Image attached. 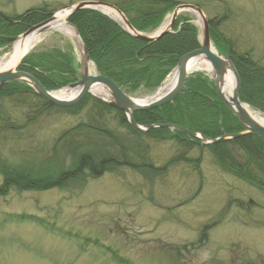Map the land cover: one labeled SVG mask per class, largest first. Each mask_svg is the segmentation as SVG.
Returning <instances> with one entry per match:
<instances>
[{
    "label": "rangeland",
    "instance_id": "rangeland-1",
    "mask_svg": "<svg viewBox=\"0 0 264 264\" xmlns=\"http://www.w3.org/2000/svg\"><path fill=\"white\" fill-rule=\"evenodd\" d=\"M80 1L91 0H0V12L13 17L44 5L57 12ZM175 1L198 6L208 26L219 25L235 53L264 68V0ZM171 12L148 33L156 32ZM179 15L197 28L202 42L203 24L196 14ZM212 46L217 50L213 42ZM10 48L0 46V57ZM53 50L73 54L80 69L82 50L76 36L54 29L41 33L24 58ZM197 73L212 80V72L206 71L188 77ZM160 85L151 92L127 95L142 100ZM0 101V116L8 118L0 120V164L37 175L57 173L70 164L73 153L68 144L74 142L72 146L81 151L89 139L88 149L97 159L113 156L126 164L97 178L69 181L62 189H11L0 195V264H264V195L219 168L204 147L181 156L182 144L128 136L109 115L102 127L111 129L112 141L103 132L77 129L83 114H65L56 106L42 109L39 101L32 106ZM54 145L57 150L52 154ZM169 160L173 161L167 167ZM20 216L33 217L30 221ZM39 218L44 222H36Z\"/></svg>",
    "mask_w": 264,
    "mask_h": 264
},
{
    "label": "trees",
    "instance_id": "trees-1",
    "mask_svg": "<svg viewBox=\"0 0 264 264\" xmlns=\"http://www.w3.org/2000/svg\"><path fill=\"white\" fill-rule=\"evenodd\" d=\"M176 5L175 0H121L115 3L131 25L145 33L159 24L162 17ZM51 13L45 5L27 9L13 17H7L0 12V46L7 43L2 37L18 36L31 26L50 17ZM68 22L76 29L95 70L110 78L126 94L151 92L175 68L180 56L200 48L197 28L181 15L176 18L173 32L153 42H144L131 36L115 21L92 9L74 11L68 17ZM218 29L217 23L209 22L211 41L220 53L230 58L239 75L240 101L264 113L263 66L235 53L234 48L225 41ZM20 69L31 73L47 90L67 86L75 82L78 75L73 54L56 50L51 53L28 54L23 59ZM8 99L13 102H24L28 106L35 105L34 101H39L42 109H55L51 104L35 96L31 88L19 82H8L0 89V100ZM58 110L69 115L83 114L82 123L76 126L77 129L103 132L112 141L114 134L111 133V129L102 127L108 121L109 115L126 130L128 136L150 138L156 141L172 140L182 144L185 150L181 152V156L186 154L187 150L204 147L219 168L264 195V139L260 137L241 135L209 144H200L197 139L179 130H170L165 127L139 132L128 124L123 112L89 94L75 106L58 108ZM0 117H2L1 121L7 122L8 118ZM133 119L142 126L174 124L210 139L243 131L241 124L218 99L213 81L202 73L188 77L182 91L172 102L149 110L135 111ZM89 140L85 141L86 149L81 151L72 146L74 142L68 144L71 146L69 154L73 153L70 164L57 173L37 175L21 167L0 164L2 174L0 195H4L11 189L18 191L62 189L69 181H77L79 178L84 180L97 178L114 167L126 165L125 162H119L113 156L97 159L98 157H95L88 149L87 141ZM61 143L60 147L63 146L64 141ZM113 146L119 150V147ZM102 147L104 148V145ZM55 149L57 150V147L54 145L52 154ZM66 154L69 156L68 153ZM172 161H168L167 167ZM198 161L199 158L196 159L195 164ZM145 167L148 168V166ZM158 171H164V168ZM248 204L256 205L252 201ZM31 217L33 216H20V219L30 218L32 221ZM36 222H44V219H36ZM111 253L115 257L118 256L117 253L112 251ZM117 260L121 261L119 258Z\"/></svg>",
    "mask_w": 264,
    "mask_h": 264
},
{
    "label": "water",
    "instance_id": "water-1",
    "mask_svg": "<svg viewBox=\"0 0 264 264\" xmlns=\"http://www.w3.org/2000/svg\"><path fill=\"white\" fill-rule=\"evenodd\" d=\"M79 9H94L101 12H103L102 9H108L110 11H113L120 18V24L127 31L128 34L145 42L156 41L165 34L170 33L172 31L178 13L181 11H191L197 13L201 17V22L203 24L202 44L199 49L180 56L179 61L174 69L176 72V80L170 90H168L161 96L148 97L142 100L135 99L125 94L112 80H110L106 76H103L98 73L91 74L89 72L88 64L90 60L87 51L82 41L80 40L75 28L72 27L69 23H67V19L70 14ZM61 10L67 11V14L65 16L66 23L68 26L73 28L74 34L82 50L80 78L77 82L68 86V88L79 87V90L76 95L67 99L58 98L54 96L51 91L46 90L33 75L25 71L19 70L18 68L22 62L24 55L19 57L12 67L0 71V87L3 84L11 81L23 82L29 87H31V89L37 96L43 98L49 104L59 107H68L77 104L85 96V94L90 92V89L92 87L98 85L103 87L109 94V99H106L108 104L113 108L123 112L127 117L129 125L139 132H145L155 127L175 128L187 135H190L193 138L200 140L203 143H212L220 139L235 138L241 135H254L264 139V125H261L256 120H254L243 108V105L245 104L239 100L238 93L240 87V79L232 61L224 54L218 53L215 49H211L212 44L209 36L208 20L201 11V9L197 6L192 4H178L172 10L167 26L159 32H153L150 34L137 31L118 8L107 2L81 1L70 6H66ZM55 14L56 12L53 13L48 19L42 21L41 23L35 26H32L19 36L5 39L10 42V45H12L15 41L26 37L30 33L35 32L37 35H40L41 33L51 29L52 22L55 20ZM194 58H203L211 64L212 80L214 82L217 97L223 103L224 107L240 122V124L244 128V131L237 134L224 135L217 139H210L201 136L198 133L191 132L181 126L173 124H154L149 126H141L134 121L133 113L135 111L157 108L173 101V99L181 92L185 79L189 74L187 67L188 62ZM228 71L232 74L234 81V86L230 97H226L222 91L224 76Z\"/></svg>",
    "mask_w": 264,
    "mask_h": 264
},
{
    "label": "bare ground",
    "instance_id": "bare-ground-1",
    "mask_svg": "<svg viewBox=\"0 0 264 264\" xmlns=\"http://www.w3.org/2000/svg\"><path fill=\"white\" fill-rule=\"evenodd\" d=\"M102 10L106 14H108L110 17H112L116 21L120 22V18L118 17V15L115 12L110 11L108 9H102ZM66 14H67L66 10L58 11L55 14V20L52 22L51 29H54L55 31L61 32V33L68 35V36H74L73 29L70 26H68L66 23V20H65ZM195 14H196L195 16L197 18V21L200 22L201 17L197 13H195ZM168 22H169V19L166 20L156 32H159L160 30L165 28L167 26ZM38 41H39V35H37L35 32L30 33L26 37L18 39L17 41H15L13 43V45L11 46L9 52L4 57H0V71H3L9 67H12L15 64L16 60L19 57L26 54L27 52H29L38 43ZM211 49L214 50L213 47H211ZM187 67H188L189 73H192L195 71H206L209 73L212 72L211 64L203 58L191 59L188 62ZM88 69H89L90 73H94L93 64L90 62L88 64ZM175 80H176V72L173 71L170 74V76H168V78L166 79V82L163 84V86L157 91L155 97L161 96L164 93H166L168 90H170L172 88V86L174 85ZM233 86H234L233 77H232V74L228 71L224 76L223 89H222L223 94L226 97L231 96ZM78 90H79V87L65 88L63 90L54 91L52 94L58 98L67 99V98H71V97L75 96L76 93L78 92ZM91 93L94 94L95 96L102 97L105 99L109 98L107 91L98 85L92 87ZM243 108L246 110V112L254 120H256L261 125H264V117H262L258 113H255L246 105H243Z\"/></svg>",
    "mask_w": 264,
    "mask_h": 264
},
{
    "label": "flooded vegetation",
    "instance_id": "flooded-vegetation-1",
    "mask_svg": "<svg viewBox=\"0 0 264 264\" xmlns=\"http://www.w3.org/2000/svg\"><path fill=\"white\" fill-rule=\"evenodd\" d=\"M5 84H6V83H5ZM5 84H3V85H5ZM3 85H2V86H3ZM2 86L0 87V89L2 88ZM5 122H6V121H5Z\"/></svg>",
    "mask_w": 264,
    "mask_h": 264
}]
</instances>
